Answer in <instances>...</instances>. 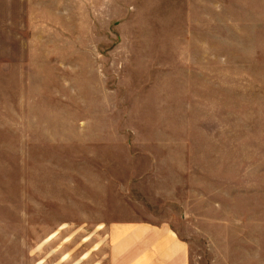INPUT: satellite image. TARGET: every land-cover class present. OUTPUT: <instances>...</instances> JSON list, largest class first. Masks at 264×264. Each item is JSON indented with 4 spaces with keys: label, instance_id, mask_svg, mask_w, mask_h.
Segmentation results:
<instances>
[{
    "label": "rangeland",
    "instance_id": "1",
    "mask_svg": "<svg viewBox=\"0 0 264 264\" xmlns=\"http://www.w3.org/2000/svg\"><path fill=\"white\" fill-rule=\"evenodd\" d=\"M156 6L0 0V264H111L127 223L264 264V0Z\"/></svg>",
    "mask_w": 264,
    "mask_h": 264
},
{
    "label": "crops",
    "instance_id": "2",
    "mask_svg": "<svg viewBox=\"0 0 264 264\" xmlns=\"http://www.w3.org/2000/svg\"><path fill=\"white\" fill-rule=\"evenodd\" d=\"M144 8L153 0H136ZM227 0H171L173 11L184 12L187 26H204L213 6L220 8ZM158 5L164 0H155ZM129 9L134 7L129 4ZM127 8V9H128ZM122 231L119 243L114 244L111 264H196L191 259L190 245L179 239L177 233L166 224L127 223L118 228Z\"/></svg>",
    "mask_w": 264,
    "mask_h": 264
}]
</instances>
